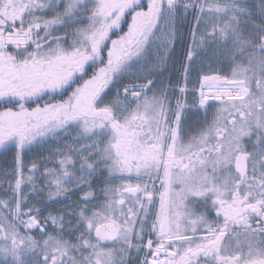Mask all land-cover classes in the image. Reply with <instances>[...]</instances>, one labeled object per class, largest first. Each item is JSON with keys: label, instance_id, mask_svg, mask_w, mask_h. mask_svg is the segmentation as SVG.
Returning <instances> with one entry per match:
<instances>
[{"label": "snow or ice", "instance_id": "snow-or-ice-1", "mask_svg": "<svg viewBox=\"0 0 264 264\" xmlns=\"http://www.w3.org/2000/svg\"><path fill=\"white\" fill-rule=\"evenodd\" d=\"M261 7L264 17V0ZM209 10L222 19V26L205 35L221 44L222 54L227 49L233 78L202 76L199 99L193 91L191 105L177 99L174 110L168 99L171 86L159 76L174 50L177 20L189 12L204 13L203 4L195 0H0V101L13 105L0 110V146H15L16 173H20H14L15 212L9 209L14 222L0 237V264H130L131 251L144 250L143 225L157 193L160 210L147 233H154L157 241H147L152 259L146 253L142 264H264V158L259 161L258 178L255 162L257 154H264V79L256 80L258 96L250 90L257 71L264 74V19L259 25L251 21L246 0H225ZM46 12L52 17L37 15ZM201 22L198 16L197 27ZM249 26L255 33L245 31ZM60 27L71 31L53 35ZM154 43L166 51L149 68ZM193 55L189 49V61ZM68 89L72 90L67 99H57ZM186 90L179 89L182 94ZM41 100L43 104L37 103ZM217 102L230 103L234 111L219 108L212 125L184 144V113ZM29 103L36 106L29 108ZM221 120L231 127L221 126ZM69 128L79 133L76 143L94 142L79 150L69 145L71 155L60 154L59 171L45 169L42 174L55 180L39 185L32 176L23 178L25 148ZM253 137L249 152L242 141ZM210 140L216 142L207 147ZM72 156H82L80 176L69 171L76 168ZM250 161L251 177L247 174ZM29 171H38V165L32 164ZM96 173L110 177L119 173L145 183L105 186L99 189L101 198L90 191ZM25 179L35 195H44L47 188L48 200L56 202L80 191L83 203H70L57 209L56 215L40 217L43 208L27 207L29 199L21 194ZM70 183L73 189L66 187ZM125 196L134 202L127 211L123 210ZM97 199L99 203H92ZM192 202L203 205L199 214L189 209ZM181 206L185 211H173ZM0 207L7 208L8 203L0 201ZM210 214L222 218L223 225L209 220ZM23 216L29 219H20ZM134 222L142 225L140 231L131 226ZM49 225L58 235L47 234ZM20 228L25 233L38 230L46 238L21 235ZM188 231L191 236L185 235ZM197 232L203 235L197 237ZM226 236L236 241L235 246L221 243Z\"/></svg>", "mask_w": 264, "mask_h": 264}, {"label": "flooded vegetation", "instance_id": "flooded-vegetation-1", "mask_svg": "<svg viewBox=\"0 0 264 264\" xmlns=\"http://www.w3.org/2000/svg\"><path fill=\"white\" fill-rule=\"evenodd\" d=\"M144 2V0H142ZM197 4H203L205 7V12H189L187 15H181L176 23V35L174 40V50L172 52L171 57L167 60L166 65L163 68L162 74H160L159 79L163 80L166 84L170 85L169 87V96L168 99L171 101V107L175 110V102L177 99L186 100L189 105H191L193 100V91L195 92V99H199V92L201 90L200 78L205 75H220L227 76L229 79H232V68L234 65L230 63L231 57L227 53V49H221V44L219 42H214L213 37L210 35H205L206 33H210L213 30L214 26H222V19L217 16L213 11L209 9L216 4H223L225 0H195ZM262 0H246V6L251 10L252 16L251 21L256 25H259L262 22ZM91 7V4H89ZM37 15H42L45 19H49L52 17L53 13H37ZM200 17L202 22L197 27V17ZM130 22V17L128 18ZM244 19H249L245 17ZM86 23V22H85ZM83 26V25H79ZM124 31H127V25H122ZM66 31H71V28H58L53 35H63ZM246 32L255 33V29L251 26L245 29ZM195 36V38H194ZM116 38V37H113ZM203 38L204 42H201ZM231 48V45H229ZM189 49L193 50L194 55L191 61L188 60L187 53ZM166 50L162 47H158L157 44H153L151 48V56L152 60L149 61V68L152 67V64L157 63L156 57L158 55H163ZM144 62L141 61V64ZM237 63L246 64V60H238ZM188 67V73H185V67ZM87 78V77H85ZM257 79H264V74L259 73L257 71L255 79L252 80L250 84V90L259 95L256 86ZM140 83H146V81H139ZM181 87H185L187 90L182 94L179 89ZM72 89H68L67 92L62 97H57V99H67V96L70 94ZM115 88L113 89V92ZM207 91V89H205ZM149 96L152 95L151 92L148 93ZM45 99H48L47 97ZM227 98H225L226 101ZM43 100L38 101L37 103L43 104ZM166 106L168 101L165 102ZM29 108L35 107V103H29L26 105ZM4 107H13L11 104H4L3 101H0V110H3ZM221 107H226L230 111H234L231 109L230 103H211L210 107L201 109L199 112L187 111L184 113L183 117V133L182 134V142L184 144L188 143L190 137H197L199 132L207 129L213 123V120L217 114V110ZM206 113V115H205ZM223 116H227L228 120H231V116L228 115L227 112L223 113ZM174 120V117L172 118ZM207 121V123H205ZM221 126L223 127H231L230 123H226L221 120ZM79 133L73 131L72 128H69L66 132L61 133L57 137H44L37 142H33L30 146H27L25 150L21 153L22 160V177L27 178L29 176L34 177L35 181L39 185H44L48 182V180H55L56 177H47L45 178L42 174L45 172V169H52L59 171L60 165L59 160L61 158V153L66 155H71L68 151V146L71 145L73 149L79 150L87 145L93 143V140L81 139L79 143H76L75 140L78 137ZM99 138H94V140H98ZM255 137L252 140L244 139L242 142L246 145L247 150L249 152L253 151L252 143L254 142ZM215 140H210L207 147H211L214 144ZM196 149H194L195 151ZM16 148L12 143H9L4 146H0V201H5L8 203V207H0V220L3 221L0 224V227H3L5 231L0 232V237L4 236L7 233V225L13 223V216L9 215V209L12 212H15V201L12 199V189L15 187V175L16 173ZM83 155H88V153H83ZM264 158V154H257L255 156L256 168H257V178L259 177L260 168V159ZM72 160L76 164V168H69L70 172H74L76 176H80L81 173L77 170L79 168L80 162L82 160L81 157L72 156ZM38 165V171L30 172L29 169L32 164ZM209 174H211V168L209 167ZM234 171V169H233ZM20 174V173H16ZM248 176H252V162H248L247 169ZM86 175V173H85ZM96 183L90 191H93L97 197H101V193L99 189L104 188L105 186H112L114 188H119L123 184H131L135 186L137 183L143 185L145 181H138L135 178L129 179L127 176H120L119 173L114 174V177H110L108 173H96L93 177H91ZM66 187L73 189L74 183L67 184ZM152 185L149 183V188ZM156 187H159V181H157ZM88 190V189H86ZM48 189H44V195H35L33 193V185L29 184L25 179V182L21 185V194L23 196H27L29 199V204L27 207H42L43 210L39 213L40 217L47 216L49 213L54 215L57 214L56 210L64 208L66 205L70 203H79L82 204L80 197L83 195L80 191H74L69 195L67 200L60 199L56 202H52L48 200L46 193ZM176 192H179V188L175 189ZM117 200L120 199L119 196L115 197ZM126 201L123 206V210L127 211L128 208L133 207V201L129 200L128 196L123 197ZM100 199L93 200L92 203H99ZM177 203L179 201L177 200ZM91 206V205H89ZM27 207L22 210L26 211ZM203 205L198 204L197 202H192L189 204V209H195L197 214L202 210ZM160 210V201L159 195L156 194L154 204L150 206L149 216L147 217L148 223L143 225L144 229V237L143 244L144 250L137 252L133 249L130 253V264H142L145 259L146 253L147 258L152 259L151 253L147 249V241L152 239L153 241H157L156 235L153 233L152 235H148L147 233L151 231V223L155 221L156 214ZM173 211H185V209L181 206L178 208H174ZM33 215H36L33 213ZM143 214L141 213V217ZM195 218V217H192ZM20 219L27 220L29 217L23 216ZM209 220H216L214 214L208 215ZM217 224L223 225V219L216 220ZM136 231H140L142 225L139 222H134L133 225ZM203 228V225L199 226ZM21 235H32L38 240H43L46 236H41L38 230H34L31 233H25L24 229H19ZM47 234L50 235H58L57 232L54 231L53 227L49 225L46 229ZM65 237L68 236V232L64 233ZM185 235L191 236V231L185 233ZM203 235L202 232H197L196 236L199 237ZM75 242V241H73ZM139 241H133V243H138ZM198 242V241H197ZM222 244H230L235 246L236 241L234 239H229L227 236L222 240ZM156 244H153V249ZM105 247H113L112 244H106ZM115 247H120V244H116ZM187 247V245H184ZM229 254V253H224ZM165 256L162 253L160 259H164Z\"/></svg>", "mask_w": 264, "mask_h": 264}]
</instances>
